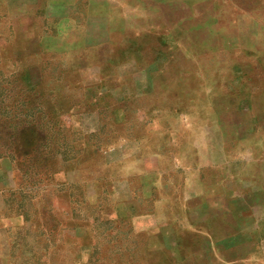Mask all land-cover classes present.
Here are the masks:
<instances>
[{"label":"crops","instance_id":"1","mask_svg":"<svg viewBox=\"0 0 264 264\" xmlns=\"http://www.w3.org/2000/svg\"><path fill=\"white\" fill-rule=\"evenodd\" d=\"M88 1L87 15L70 18L73 33H51L40 44L48 52L41 58L58 65L66 86L79 93L62 125L68 145L57 150L59 158L69 154V164L62 161V167L74 176L65 177L64 190L53 195L42 190L36 197L41 210L57 209L61 217L51 225L27 219L10 224L21 205L25 215L29 211L17 198L23 160L45 146L19 145L12 132L4 146L0 129V264H146L147 249L155 256L163 232L176 231L163 226L160 210L147 207L157 201L163 152L181 146L193 162L186 167L183 200L201 199L195 180L188 178H204L206 170L218 173L212 181H200L207 200L226 199L231 189L224 184L246 178L243 172L227 175V165L238 163L243 171L249 162L264 161V14L255 1ZM204 4L211 17L201 16ZM179 7L185 8L179 17L185 21L182 35L173 33ZM24 48L28 57L32 50ZM20 55L12 53L9 69L16 70ZM20 63L29 66L28 72L34 66L45 72L43 61ZM181 83L199 91L191 92L194 111L187 120H197L201 128H188L179 142L172 132L163 133L162 122L173 120V88ZM94 92L98 96L90 97ZM138 101L139 111H129ZM25 126L32 132V125ZM81 169L88 171L82 175ZM73 188L83 189L82 195ZM181 222L175 217L179 229L189 226ZM215 263L222 264L221 259Z\"/></svg>","mask_w":264,"mask_h":264},{"label":"rangeland","instance_id":"2","mask_svg":"<svg viewBox=\"0 0 264 264\" xmlns=\"http://www.w3.org/2000/svg\"><path fill=\"white\" fill-rule=\"evenodd\" d=\"M192 1L196 2V0ZM208 1L217 4L219 0ZM253 1L259 5L258 12L264 14V0H245L246 4H253ZM90 11L88 0H0L2 143L4 146L8 145L7 136L12 132V135L19 136V145L26 146L33 143L45 146L43 150H35L32 158L27 157L26 162L23 160L24 168L20 173L23 178L21 194L17 198H21L23 204H28L29 211L26 214L28 216L24 214V205H21L18 209V217L13 214L14 218L10 219V224H22L27 219L30 224L39 221L51 225L61 217V214H57V209L41 210L36 197L42 190L50 195L64 190L68 187L63 181L65 177L74 176L67 166L62 167V161H67L66 165L69 164V154L62 153L59 158L57 150L63 145H68L69 138L63 134L62 125L67 122L68 109L79 93L66 86V73L62 72L58 65L41 58L47 57L48 52L42 51L40 44L43 36H47L45 39H51L48 37L52 36L51 33L62 30L73 33L74 28L70 18H80ZM199 11L203 17L213 15L211 8L205 4L199 5ZM184 16L185 8L179 7L178 19H173L174 34L185 33L184 18H179ZM25 46H30L32 50L28 57L26 53H22L27 52ZM13 52L21 54L15 71L11 66L9 69L6 64ZM22 60L34 61L37 64L43 61L42 68L44 67L45 72L40 71V66H34V71L28 72L26 69L29 66L21 65ZM179 60H181L180 56L177 58V61ZM187 84L189 88L184 87ZM141 91L137 90L138 93ZM191 92L199 93L194 90L191 83H181L180 86L173 88V120L162 122L163 133L169 135L172 132L173 140L179 142L185 140V132L188 128H201L197 120H187L194 111L189 103ZM89 96L96 98L98 94L89 93ZM194 97L201 99L196 94ZM139 102L132 105L129 111H139L142 106ZM26 124L35 125L37 130L32 132L25 130ZM41 131L44 132L43 137ZM189 157L190 155L186 154L181 146L177 152L173 147V152L166 151L160 155L162 170L161 181L155 186L158 190L155 194L157 201H149L147 207L160 210L163 226L176 231L163 232L162 248L155 256L152 253L148 256L153 248L147 249L146 264H154V258L155 264H218L215 262L219 259L222 264H226L227 258L230 261L237 260V264H264V161L255 162L254 165L249 162L243 171L237 168L238 163L228 164L227 175L237 176L243 172L242 177L246 178L243 181L235 179L224 184L225 189L233 190V192L228 190L226 199L207 200V194L200 188V181H212L218 173L206 170L204 178L200 176L188 178L190 181L195 180V191L201 199L197 198L198 196L193 199L191 196V199L183 200L187 179L186 167L193 163ZM80 171L84 175L88 170ZM245 180L248 184H245ZM73 192L82 195L83 189L73 188ZM30 196H33L32 201ZM237 196H240V201H237L239 199L236 198ZM52 202L53 200H50L48 204ZM69 215L70 213L67 212L66 216ZM175 217L185 226H189L179 229ZM191 218L196 224L191 223ZM7 220L9 223V218ZM220 222H224V227ZM149 223L147 221L146 226H149ZM174 239L177 242L175 248H173ZM221 240L232 247L228 244H224L226 248L221 247Z\"/></svg>","mask_w":264,"mask_h":264},{"label":"trees","instance_id":"3","mask_svg":"<svg viewBox=\"0 0 264 264\" xmlns=\"http://www.w3.org/2000/svg\"><path fill=\"white\" fill-rule=\"evenodd\" d=\"M33 130H37V127L35 125H32ZM38 133V132H37ZM44 136V135H43Z\"/></svg>","mask_w":264,"mask_h":264}]
</instances>
